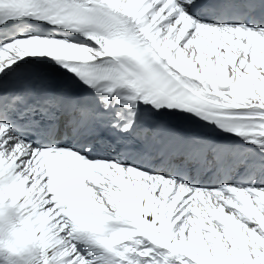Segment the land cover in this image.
I'll return each mask as SVG.
<instances>
[{
  "label": "snow or ice",
  "instance_id": "1",
  "mask_svg": "<svg viewBox=\"0 0 264 264\" xmlns=\"http://www.w3.org/2000/svg\"><path fill=\"white\" fill-rule=\"evenodd\" d=\"M232 13L250 22H215ZM27 20L53 27L13 38L19 22ZM59 28L79 30L85 41L58 35ZM261 41L264 0H0V162L8 166L7 175L20 173L29 185L42 186L46 208L61 199L66 207L87 195V203L102 204L113 215L120 206L131 214L123 217L130 221L123 225L131 227L130 234L105 242L61 213L56 222L62 257L50 264H264V186L197 187L119 161L89 159L84 146H49L17 136L9 119L18 104L35 110L41 101H28L41 91L43 104L54 109H41L49 119L57 113H66L69 123L75 119L76 98L47 75L49 60L36 59L48 57L98 92L124 90L121 103L130 102L132 110L126 116L116 111L109 121L121 132L136 124L143 101L156 109L149 116L153 120L180 119L185 112L223 131L259 137L253 142L264 145ZM163 107L170 111L161 112ZM248 107L258 121L254 125L226 115ZM32 124L39 141L47 125ZM101 130L88 129L95 135ZM177 135L201 138L194 124ZM79 241L99 245L109 255L89 259Z\"/></svg>",
  "mask_w": 264,
  "mask_h": 264
},
{
  "label": "bare ground",
  "instance_id": "2",
  "mask_svg": "<svg viewBox=\"0 0 264 264\" xmlns=\"http://www.w3.org/2000/svg\"><path fill=\"white\" fill-rule=\"evenodd\" d=\"M259 47L261 48L262 55L259 57L261 62H264V41L259 43ZM253 81L255 82V78L253 76ZM252 109L251 107L248 108H240V109H232L229 112H226V115L230 118L240 119V120H252L250 112H243ZM245 137V145L243 148V154L248 157L247 162L245 165H249L250 167H255L257 172L262 175L264 180V145L260 143L253 142V140H259V137H251V136H244ZM260 160L261 163L258 164L257 161ZM264 186V182L263 185ZM21 198L25 202H30V205L37 204L36 214H35V222H36V230L39 232V235L43 239V241L47 244L49 249V258L50 262L53 260H59L62 257V252L58 248L63 241L61 238L62 229L58 227V222H56V216L54 212L50 208H46L44 205L47 203L46 199L44 198V190L42 186H38L37 183H33L29 185L26 190L21 194ZM33 202V203H32ZM116 214H126L131 215L129 209L124 206H120L116 212ZM130 244L132 242H129ZM143 241L141 245H136L137 250L143 246ZM150 243V242H149ZM82 255L86 256L87 258L91 259L94 256H98L99 254L103 253L104 255H109L105 251H85L84 249H80ZM211 259V257H209ZM226 259H229L226 257ZM102 264V262H101Z\"/></svg>",
  "mask_w": 264,
  "mask_h": 264
},
{
  "label": "clouds",
  "instance_id": "3",
  "mask_svg": "<svg viewBox=\"0 0 264 264\" xmlns=\"http://www.w3.org/2000/svg\"><path fill=\"white\" fill-rule=\"evenodd\" d=\"M13 218L12 210H9L7 216L0 222V240L9 241L14 239L11 229L9 228V221ZM117 219L111 214L106 215L104 206L96 204L91 208L81 211V215L74 218L73 225L80 229H91L93 233L99 234L101 237H111L113 241L126 238L130 231L125 228L121 223H114L113 220Z\"/></svg>",
  "mask_w": 264,
  "mask_h": 264
}]
</instances>
